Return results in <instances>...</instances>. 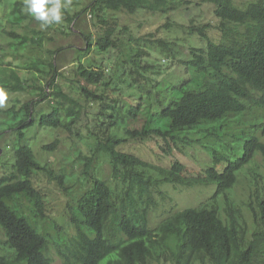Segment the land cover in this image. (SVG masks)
<instances>
[{
  "label": "trees",
  "instance_id": "1",
  "mask_svg": "<svg viewBox=\"0 0 264 264\" xmlns=\"http://www.w3.org/2000/svg\"><path fill=\"white\" fill-rule=\"evenodd\" d=\"M193 4L213 7L220 40L210 37V24L190 25V34L204 46L191 49L189 60L180 65L183 73L170 80L166 91L163 80L146 75L154 67L143 63L151 56L144 48L122 57L114 74L79 59L67 77L75 86L65 87L55 61L63 48L48 51L46 59L16 64L0 40V89L32 97L18 109L14 105L0 112L12 117L7 124L0 122V144L8 131L18 140L11 170L0 177V264H57L52 251L61 264H264V178L253 172L246 202L233 196L240 175L258 156L264 158V0L242 6L234 0H90L87 10L100 23L95 48L107 55L125 46L117 21L104 16L108 12L170 15ZM3 8L4 28L34 20L22 11L23 0ZM85 10L65 11L68 24L77 25ZM2 33L19 45L43 46L41 33ZM82 36L83 51L91 50L94 37ZM148 36L146 41L170 51L165 40ZM23 70L33 75L23 76ZM144 115L142 129L126 128L124 137L115 133ZM36 128L55 136L43 147L48 153L60 143L59 131L90 143L88 155L78 154L89 185L57 218L49 188L58 184L66 191L68 176L37 157L28 142L29 131ZM192 132L205 139L230 138L238 146L232 151L213 148L211 163L198 173L178 159L165 168L120 150L130 141L157 138L172 156ZM105 162L110 178L102 173ZM166 185L216 189L206 203L178 211L152 229L150 215L159 199L167 198Z\"/></svg>",
  "mask_w": 264,
  "mask_h": 264
},
{
  "label": "rangeland",
  "instance_id": "2",
  "mask_svg": "<svg viewBox=\"0 0 264 264\" xmlns=\"http://www.w3.org/2000/svg\"><path fill=\"white\" fill-rule=\"evenodd\" d=\"M14 0H0V14L6 12L3 6L7 8L11 7V3ZM194 3L199 0H193ZM237 5H244L252 0H234ZM65 7L62 8L63 21L58 25H52L45 29L39 27V22L31 20L22 25L21 28L14 27L8 23L4 28L0 26V40L5 47L7 56L13 57L15 63H24L26 61L46 59L48 57V51L60 50L55 57L59 71L62 73V77L59 79L61 85L70 87L72 82L67 78L72 76L74 67L77 66L79 59L86 64H92L95 67L101 65L108 69V73L114 74L115 71H119L117 63L125 55L133 54L137 48H144L150 51V58L144 60L143 63H147L152 68V74H146L153 76L162 81L165 85L164 91L167 90V86L170 80H173L178 75L183 73L181 64L183 61L189 60L191 49L193 47H203L197 35H191L189 26L192 24H210L209 35L215 40H220V33L217 30L219 20L213 13V7L211 5L202 4L196 7V4L190 5L189 9H181L170 15L153 14L146 11H139L136 14H129L127 12H108L105 17L117 21L119 24V31H123L121 38L125 43L121 52H112L110 54H100L97 52L95 45L98 37V28L100 23L94 15L87 10L90 0H62ZM86 10L82 13L77 20V25H69L67 22V15L65 11L74 15L79 11ZM170 22L173 26L166 28V24ZM127 27L128 32L123 29ZM17 30L21 35H28L29 37H38L39 33L43 36V46L39 48L30 44L19 45L18 41L13 39H7L3 35V31ZM76 30L72 34V30ZM82 33L86 35H92L94 41L91 44V50L83 51L86 48L85 38ZM148 35H152V40L163 39L170 44V51L168 49L162 50L158 47V44L154 42H148L146 39H150ZM23 76L30 77L33 74L27 71H21ZM165 79V80H164ZM171 84V83H170ZM74 85V84H73ZM75 86V85H74ZM126 90V89H125ZM101 92V89L99 90ZM7 99L4 101L3 106H0V112L7 110L14 105L17 109L24 103L32 99L27 94H13L5 91ZM162 94H165L164 92ZM45 106V105H44ZM42 106V108H44ZM12 117L5 116L0 113V122L8 123ZM147 122V117L141 116L136 121H128L124 126L118 128L115 133L118 137H124V129H142ZM87 130L82 132L83 137L86 136ZM60 143L52 153L45 152L43 147L50 145L55 136L50 131L42 128H36L29 131L28 142L33 146V149L37 157L45 162L53 164L58 173H65L68 176L64 191L58 184L49 188L51 196L53 198V216H58L65 213L69 203H73L74 197L79 196L85 187L89 184L84 176V164L78 160L79 152H83L84 155L89 154L90 143L86 140L79 139L76 135H72L68 132L59 131L56 132ZM185 145L179 144L178 148H174L172 156H167L162 149V141L157 138H152L144 141H130L123 145L120 150L134 154L146 161H149L158 166L165 168L171 167L172 162L175 159L183 162L193 173L202 172L212 161V150L220 149L223 151H232L231 147H237L238 144L230 138H225L223 141L214 138H203V135L192 132L183 136ZM201 141L199 143H193L192 141ZM230 143V146H228ZM243 146V142H240ZM2 147V167H0V177L6 170H11V167L15 161V149L18 146L17 135L14 131H8L3 135L1 140ZM251 168L252 172L249 170ZM246 169L241 175L238 185L233 191L234 198L240 202H246L251 193V189L254 184L255 177L253 172L264 178V158L258 156L254 163ZM102 173L108 178L111 175V167L109 163L105 162L102 165ZM216 186L210 185L209 187H175L166 185L162 190L166 193V199H159V207L152 211L150 215V227L156 228L163 220L170 215L184 210L186 208H196L199 205L206 203L215 193ZM27 204V203H25ZM251 219V216L250 218ZM51 220L49 224L51 225ZM51 256L57 259V264H61L54 251Z\"/></svg>",
  "mask_w": 264,
  "mask_h": 264
},
{
  "label": "clouds",
  "instance_id": "3",
  "mask_svg": "<svg viewBox=\"0 0 264 264\" xmlns=\"http://www.w3.org/2000/svg\"><path fill=\"white\" fill-rule=\"evenodd\" d=\"M65 5L62 0H23L22 11L39 22V27L45 29L52 25H58L63 21L62 8ZM7 95L0 89V106H3Z\"/></svg>",
  "mask_w": 264,
  "mask_h": 264
}]
</instances>
